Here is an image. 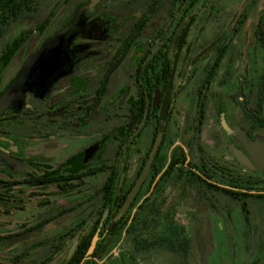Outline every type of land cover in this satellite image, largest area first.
Segmentation results:
<instances>
[{"label":"flooded vegetation","instance_id":"obj_1","mask_svg":"<svg viewBox=\"0 0 264 264\" xmlns=\"http://www.w3.org/2000/svg\"><path fill=\"white\" fill-rule=\"evenodd\" d=\"M2 7L0 264H264V0Z\"/></svg>","mask_w":264,"mask_h":264},{"label":"rangeland","instance_id":"obj_2","mask_svg":"<svg viewBox=\"0 0 264 264\" xmlns=\"http://www.w3.org/2000/svg\"><path fill=\"white\" fill-rule=\"evenodd\" d=\"M160 249H161V251H163V247ZM158 256H159V258H158L159 264H173V262H174V264H178V260H179L178 258L171 257V256L167 255L166 253H163V252L158 253Z\"/></svg>","mask_w":264,"mask_h":264},{"label":"trees","instance_id":"obj_3","mask_svg":"<svg viewBox=\"0 0 264 264\" xmlns=\"http://www.w3.org/2000/svg\"><path fill=\"white\" fill-rule=\"evenodd\" d=\"M4 1L5 0H0V8H7V7H2Z\"/></svg>","mask_w":264,"mask_h":264},{"label":"water","instance_id":"obj_4","mask_svg":"<svg viewBox=\"0 0 264 264\" xmlns=\"http://www.w3.org/2000/svg\"><path fill=\"white\" fill-rule=\"evenodd\" d=\"M20 78H21V76H20ZM20 78H19V83H21V81H22ZM18 85H19V84H18Z\"/></svg>","mask_w":264,"mask_h":264}]
</instances>
